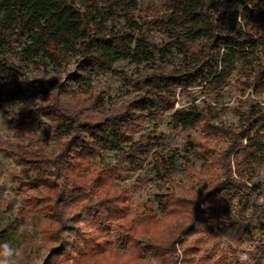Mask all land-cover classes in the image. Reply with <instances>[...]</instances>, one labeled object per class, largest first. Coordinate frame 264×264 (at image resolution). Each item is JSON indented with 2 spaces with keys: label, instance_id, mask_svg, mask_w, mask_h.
I'll list each match as a JSON object with an SVG mask.
<instances>
[{
  "label": "trees",
  "instance_id": "1",
  "mask_svg": "<svg viewBox=\"0 0 264 264\" xmlns=\"http://www.w3.org/2000/svg\"><path fill=\"white\" fill-rule=\"evenodd\" d=\"M121 61L132 76L115 69ZM105 73L132 88L118 109L95 85ZM0 108L55 142L47 152L39 140L0 141L20 167V220L37 218L40 264H264V0H0ZM170 113L173 127L200 132L186 142L203 162V190L161 195L158 212L134 219L130 190L111 184L119 164L140 168L152 153L167 183L178 160L193 169L177 150L135 141ZM109 151L116 165H101ZM243 223L254 250L217 245L218 226ZM1 225L0 261L12 229Z\"/></svg>",
  "mask_w": 264,
  "mask_h": 264
},
{
  "label": "rangeland",
  "instance_id": "2",
  "mask_svg": "<svg viewBox=\"0 0 264 264\" xmlns=\"http://www.w3.org/2000/svg\"><path fill=\"white\" fill-rule=\"evenodd\" d=\"M67 61L69 69H72L75 59L70 57L67 58ZM38 67L31 68V73L46 70L50 76H54V79L58 81H60L63 76L62 74V76L58 74L55 75L51 68L40 69ZM115 69L120 71L125 77H130L135 72L134 65L130 61L118 62ZM95 83L98 92L109 101L111 108L118 109L121 107L122 102L128 99L132 93V88L125 86L124 80L119 77V74H101ZM8 88H10V86ZM227 101H230V99ZM186 102H188L187 99L181 98L176 108L182 106ZM6 116L7 115L2 112L0 108V141L14 140V142L24 145H31L35 140H39L45 143L44 148L47 152H53L55 142L51 140L44 130L36 125L15 127L11 121L15 116ZM171 121L172 114L170 113L164 115L159 127H153L154 125L151 123L145 124V126L140 128L136 133L135 141L145 144L147 140H150V142L156 143L153 148L158 152H163L164 155L168 152L177 150L181 155H187L193 169H185V166L178 160L172 182L167 183L156 178L155 173L152 171V153L148 154L145 160H138L141 165L140 168H136V166L127 161H124L123 164H119V174L113 177L111 184L116 191H120L124 188L130 190L134 202V207L131 209L130 213L134 219L136 218V212H142L144 207H150L153 211L158 212L159 197L161 195L174 193L178 197L189 198L192 197L197 190H203V181L207 178V175L201 168L203 162L194 157L191 152V147L186 142L188 133H190L192 138L197 139L200 132L198 130H192L190 132L182 131L180 128L173 127ZM228 121L235 122L237 119L231 115L228 117ZM212 143L214 145L217 144L215 140H212ZM99 162L101 165H116V152L109 151ZM19 169L20 167L13 158L6 156L0 151L1 226L2 228L6 227L8 224L12 226L9 233L8 244L11 249L14 250L13 256L8 258V261L11 264H13V262H15V264H40L44 258V251L40 248L41 236L36 229L37 218L29 213V219L20 220L21 213L19 210L25 208V194L18 191L16 182L12 178V173ZM244 226V223L242 227L233 226L231 224L218 226L216 228L217 245L224 248L231 245L238 246L242 249L254 250L255 236L252 235L253 233L251 234L250 231L245 230ZM192 240H194V238H190L191 242ZM212 244V242H207L205 243V247L210 249ZM179 252L182 259V251ZM16 253H19V255Z\"/></svg>",
  "mask_w": 264,
  "mask_h": 264
},
{
  "label": "clouds",
  "instance_id": "3",
  "mask_svg": "<svg viewBox=\"0 0 264 264\" xmlns=\"http://www.w3.org/2000/svg\"><path fill=\"white\" fill-rule=\"evenodd\" d=\"M13 254H14V250L11 249L10 247H8L7 245H5L2 255L4 257L10 258L13 256ZM16 254L19 255V253H16ZM0 264H9V261L8 260H2V261H0ZM13 264H15V262H13Z\"/></svg>",
  "mask_w": 264,
  "mask_h": 264
}]
</instances>
